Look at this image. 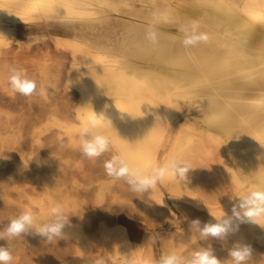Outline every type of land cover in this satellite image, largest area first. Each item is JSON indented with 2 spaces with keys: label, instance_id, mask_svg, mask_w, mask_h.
<instances>
[{
  "label": "bare ground",
  "instance_id": "1",
  "mask_svg": "<svg viewBox=\"0 0 264 264\" xmlns=\"http://www.w3.org/2000/svg\"><path fill=\"white\" fill-rule=\"evenodd\" d=\"M193 21L207 40L186 48ZM12 68L37 83L34 97L11 89ZM94 120L110 148L89 159L81 132ZM114 156L143 172L173 158L192 169L137 194L107 175ZM254 191H264V0H0V231L24 211L37 226L54 206L68 216L51 241L34 229L0 239L11 264L156 262L150 226L164 221L180 224L162 232L165 254L208 248L232 264L239 243L248 264H264V221L233 214ZM229 217L223 238L193 227Z\"/></svg>",
  "mask_w": 264,
  "mask_h": 264
},
{
  "label": "clouds",
  "instance_id": "2",
  "mask_svg": "<svg viewBox=\"0 0 264 264\" xmlns=\"http://www.w3.org/2000/svg\"><path fill=\"white\" fill-rule=\"evenodd\" d=\"M183 31L182 44L186 48L197 46L207 40V36L199 32V25L195 21L186 26ZM147 39L155 43L157 33L149 30ZM9 85L14 92L25 97L36 93L38 87L35 81L28 79L18 68L10 69ZM96 120L99 119L96 118ZM95 128L96 122L94 120L90 126L83 128L81 132L80 149L82 154L89 159L100 157L110 148L109 139L105 135L93 131ZM104 167L108 176L124 179L131 191L137 194H143L148 189L153 191L168 176L186 179L187 173L192 169L188 162L173 158L153 167L148 172H143L141 169L131 166L126 159L120 156L112 157L111 160L105 162ZM238 208L239 211L237 207L234 206L233 208L235 218L261 226V221H264V191H254L239 197ZM67 223L68 216L59 206H54L51 209L49 221L40 223L39 226H37V220L32 212L24 211L10 220L7 227L0 231V239L9 241L21 238L22 234L29 233L30 230L34 229L36 233L51 241L53 238L62 235V230ZM193 227L199 229L201 238H223L235 231L232 217L222 219L217 223L205 224L202 228L200 221L196 220L193 221ZM230 256L232 264H248L251 259V248L248 245L238 243L230 251ZM13 258L9 243L7 247L0 246V264H11ZM145 264H222V262L216 257L213 250L205 248L193 252L190 257L170 252L162 255L156 262L145 260Z\"/></svg>",
  "mask_w": 264,
  "mask_h": 264
},
{
  "label": "rangeland",
  "instance_id": "3",
  "mask_svg": "<svg viewBox=\"0 0 264 264\" xmlns=\"http://www.w3.org/2000/svg\"><path fill=\"white\" fill-rule=\"evenodd\" d=\"M37 84V83H36ZM33 96V95H32ZM34 97V96H33ZM39 111H47V109H41ZM197 115V111L196 109L193 107L191 108L189 111H186L184 113V115L182 116V120H187V119H194L195 116ZM186 118V119H185ZM182 224V223H181ZM180 224H176V223H173V224H170L168 221H164L162 223H157L155 224L154 226H150L152 227V232H153V236H154V245H155V249H156V257H157V261L160 259V257L162 255L165 254L164 252V249L163 248V239L161 238V234L162 232L164 233H172L174 232L175 230L178 229V226ZM182 226V225H181ZM24 252L20 253L19 256H21V258L24 256ZM28 255H31V254H28ZM15 257V256H13ZM21 263H20V262ZM17 260V262H15L16 264H22L23 261L22 260Z\"/></svg>",
  "mask_w": 264,
  "mask_h": 264
}]
</instances>
